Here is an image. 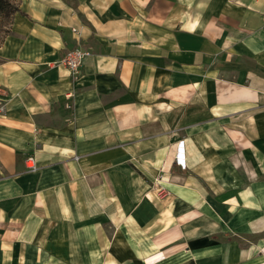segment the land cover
Returning a JSON list of instances; mask_svg holds the SVG:
<instances>
[{
    "label": "crops",
    "instance_id": "obj_1",
    "mask_svg": "<svg viewBox=\"0 0 264 264\" xmlns=\"http://www.w3.org/2000/svg\"><path fill=\"white\" fill-rule=\"evenodd\" d=\"M19 10L0 45V264H264V0ZM78 47V78L53 66Z\"/></svg>",
    "mask_w": 264,
    "mask_h": 264
},
{
    "label": "built area",
    "instance_id": "obj_2",
    "mask_svg": "<svg viewBox=\"0 0 264 264\" xmlns=\"http://www.w3.org/2000/svg\"><path fill=\"white\" fill-rule=\"evenodd\" d=\"M88 55V52L82 48H75L68 51L60 61L54 63V67L62 66L71 76L78 78L81 75L82 67L84 65V59ZM1 109V108H0ZM34 158L28 159V167L31 170H35Z\"/></svg>",
    "mask_w": 264,
    "mask_h": 264
},
{
    "label": "rangeland",
    "instance_id": "obj_3",
    "mask_svg": "<svg viewBox=\"0 0 264 264\" xmlns=\"http://www.w3.org/2000/svg\"><path fill=\"white\" fill-rule=\"evenodd\" d=\"M21 0H0V45L10 34L15 16L20 11Z\"/></svg>",
    "mask_w": 264,
    "mask_h": 264
}]
</instances>
